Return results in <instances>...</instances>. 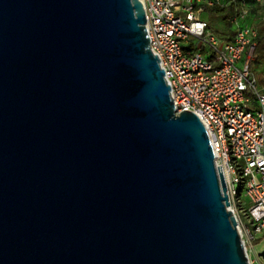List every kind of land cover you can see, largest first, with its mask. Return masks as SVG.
Returning <instances> with one entry per match:
<instances>
[{"label": "water", "instance_id": "obj_1", "mask_svg": "<svg viewBox=\"0 0 264 264\" xmlns=\"http://www.w3.org/2000/svg\"><path fill=\"white\" fill-rule=\"evenodd\" d=\"M227 206L139 0H0V264H250Z\"/></svg>", "mask_w": 264, "mask_h": 264}, {"label": "built area", "instance_id": "obj_2", "mask_svg": "<svg viewBox=\"0 0 264 264\" xmlns=\"http://www.w3.org/2000/svg\"><path fill=\"white\" fill-rule=\"evenodd\" d=\"M139 1L174 111H191L205 126L248 261L264 264L254 248L256 234L264 231V87L250 69L257 47L251 9L258 6L264 16V0ZM228 4L236 25L230 40L202 17L205 9Z\"/></svg>", "mask_w": 264, "mask_h": 264}, {"label": "trees", "instance_id": "obj_3", "mask_svg": "<svg viewBox=\"0 0 264 264\" xmlns=\"http://www.w3.org/2000/svg\"><path fill=\"white\" fill-rule=\"evenodd\" d=\"M248 3L250 5L253 4L252 0H248ZM259 7L253 6L251 9V13L256 15L255 18V25L257 28V35H256V41H257V47L255 52V57L250 62V69L252 70L255 64H260L264 66V16H259L257 14ZM234 6L233 4H228L222 8H215V9H205L202 12V17L207 20L206 17H204V14L208 15L209 17H220V19L223 20V28L222 33L224 34L223 37L226 39H232L235 30L231 29L232 23L230 21L231 17L234 14ZM209 24V28L213 30V26L211 22L207 21Z\"/></svg>", "mask_w": 264, "mask_h": 264}, {"label": "rangeland", "instance_id": "obj_4", "mask_svg": "<svg viewBox=\"0 0 264 264\" xmlns=\"http://www.w3.org/2000/svg\"><path fill=\"white\" fill-rule=\"evenodd\" d=\"M250 12V10H249ZM204 17L207 18V21L211 22L213 26V32L220 37H223L224 34L222 33V28H223V20L220 19V17H209L208 15L204 14ZM254 21V20H253ZM232 30L236 29V25L232 24L231 26ZM254 59V58H253ZM253 74L256 76L258 84L260 87H264V66L260 64H255L253 69H252ZM241 195H244V192L241 193ZM254 248L256 250H262L264 248V231L261 233L256 234L255 236V241H254ZM262 256V262H264V253L260 254ZM251 261H254V255L251 254L249 256Z\"/></svg>", "mask_w": 264, "mask_h": 264}, {"label": "crops", "instance_id": "obj_5", "mask_svg": "<svg viewBox=\"0 0 264 264\" xmlns=\"http://www.w3.org/2000/svg\"><path fill=\"white\" fill-rule=\"evenodd\" d=\"M255 251H256L257 254H263L264 253V248L262 250H256L255 249Z\"/></svg>", "mask_w": 264, "mask_h": 264}]
</instances>
